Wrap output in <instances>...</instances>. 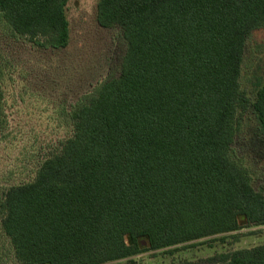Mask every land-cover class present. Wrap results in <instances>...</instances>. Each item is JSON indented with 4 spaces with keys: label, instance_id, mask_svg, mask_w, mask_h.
Listing matches in <instances>:
<instances>
[{
    "label": "trees",
    "instance_id": "trees-1",
    "mask_svg": "<svg viewBox=\"0 0 264 264\" xmlns=\"http://www.w3.org/2000/svg\"><path fill=\"white\" fill-rule=\"evenodd\" d=\"M68 2L0 0L1 31L64 49ZM96 22L121 31L119 73L70 106V135L30 181L0 189L12 264H137L145 252L264 227V190L233 158L249 110L264 136V82L251 96L240 84L264 0H98ZM5 78L0 58V131ZM218 259L264 264V244Z\"/></svg>",
    "mask_w": 264,
    "mask_h": 264
},
{
    "label": "rangeland",
    "instance_id": "rangeland-1",
    "mask_svg": "<svg viewBox=\"0 0 264 264\" xmlns=\"http://www.w3.org/2000/svg\"><path fill=\"white\" fill-rule=\"evenodd\" d=\"M97 2L69 0L70 41L64 49H38L0 28V58L6 66L0 189L30 181L42 161L57 152L70 135L65 118L70 106L91 94L99 83L118 75L125 42L119 28L105 29L97 24ZM263 82L264 28L254 31L246 42L240 77L241 88L250 96ZM240 126L233 158L250 169L256 187L264 190V136L251 110ZM261 244L264 227L253 226L145 252L134 259L137 264H221L218 255ZM10 255L9 242L0 232L3 264H12Z\"/></svg>",
    "mask_w": 264,
    "mask_h": 264
}]
</instances>
